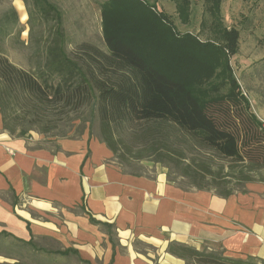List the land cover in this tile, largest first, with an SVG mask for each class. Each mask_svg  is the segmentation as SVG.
Here are the masks:
<instances>
[{"label": "trees", "instance_id": "16d2710c", "mask_svg": "<svg viewBox=\"0 0 264 264\" xmlns=\"http://www.w3.org/2000/svg\"><path fill=\"white\" fill-rule=\"evenodd\" d=\"M189 2L179 0L178 12L184 15ZM32 4L54 26L44 39L45 60L37 70L15 64L0 50V113L4 130L27 136L35 129L48 136L67 121L56 115H69L93 105L99 117L100 137L123 165L130 167L131 158L147 157H154L156 162L183 163L190 155L214 151L242 165L238 172L240 186L264 181L262 121L252 113L249 99L232 77L230 58L237 53L239 36L235 27L224 28V46L215 41L203 42L191 33L177 34L174 22L158 3L109 0L103 5L107 20L111 21L116 12L123 20L106 30L107 50L83 42L72 56L67 51L59 7L50 0H32ZM32 14L29 13L30 18ZM5 21L0 26V38L7 37L18 24L15 8L9 9ZM166 66L177 69L172 71ZM214 72L217 79L231 73V93L214 99L198 96L194 86L207 82ZM137 144L142 148L135 152ZM191 159L181 166L182 176L190 179V186L178 184L212 190L225 197L238 189L229 186L230 172L213 184L211 177L217 178L210 163ZM259 173L263 174L256 178ZM34 243L33 240L24 245ZM167 252L187 264H264L252 257H228L174 241L169 243ZM0 264L26 263L16 259Z\"/></svg>", "mask_w": 264, "mask_h": 264}, {"label": "crops", "instance_id": "0c3cea01", "mask_svg": "<svg viewBox=\"0 0 264 264\" xmlns=\"http://www.w3.org/2000/svg\"><path fill=\"white\" fill-rule=\"evenodd\" d=\"M0 236L52 240L88 264H187L173 241L264 261V181L227 197L187 188L127 171L91 130L15 136L0 113Z\"/></svg>", "mask_w": 264, "mask_h": 264}, {"label": "rangeland", "instance_id": "374dc122", "mask_svg": "<svg viewBox=\"0 0 264 264\" xmlns=\"http://www.w3.org/2000/svg\"><path fill=\"white\" fill-rule=\"evenodd\" d=\"M63 13V28L67 35V51L74 56L80 43L88 42L107 50L105 32L110 30L116 22L123 20L118 13H114L108 21L103 13V5L109 0H50ZM150 4L158 3V7L175 24L177 34L191 33L204 41H215L224 46L226 38L224 28L235 27L239 31L237 53L230 58L232 77L236 80L240 92H243L251 104L253 114L264 123V0H190L186 13H179V0H146ZM0 0V26L5 24V15L10 8L18 13V24L10 29V34L0 38V50L15 64L27 69L37 70L45 60L44 39L53 30L54 22L45 20L39 11L35 10L32 0ZM32 12L31 18L29 13ZM11 25L9 24V27ZM174 71L177 68H169ZM179 72V71H178ZM220 72V69L217 70ZM227 74H229L226 71ZM224 74L216 78V72L211 74L207 82L194 86L198 96L218 98L231 93L232 80L230 75ZM59 79H55L58 82ZM58 114V113H55ZM56 115V118L65 117L66 122L60 124L48 136L78 137L83 132L91 130L94 135H100V122L93 105L86 106L78 111ZM62 122V121H61ZM30 134L39 133L35 129ZM127 144H130L127 139ZM142 145L134 146L138 152ZM196 154L186 162L171 163L156 162L154 157L142 160L131 158L132 166H126L115 160L127 171L153 175L164 171L169 180L190 186L187 177H183L184 163L196 158L198 161H208L216 173L217 179L211 177L215 184L222 176L230 172L227 177L229 186L239 188L241 175L240 163L216 155L209 151L206 155ZM223 170V171H222ZM238 170V171H237ZM223 172V174H222ZM257 174L255 177H260ZM41 248H46L44 250ZM154 249V248H151ZM16 259L26 264H84L69 249L61 248L48 239L36 240L34 246L24 245L17 241L0 236V262H14Z\"/></svg>", "mask_w": 264, "mask_h": 264}, {"label": "built area", "instance_id": "2783aa9c", "mask_svg": "<svg viewBox=\"0 0 264 264\" xmlns=\"http://www.w3.org/2000/svg\"><path fill=\"white\" fill-rule=\"evenodd\" d=\"M262 127L264 128V123H263Z\"/></svg>", "mask_w": 264, "mask_h": 264}]
</instances>
